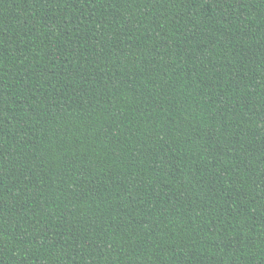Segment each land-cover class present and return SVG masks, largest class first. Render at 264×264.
I'll return each instance as SVG.
<instances>
[{
  "label": "trees",
  "instance_id": "trees-1",
  "mask_svg": "<svg viewBox=\"0 0 264 264\" xmlns=\"http://www.w3.org/2000/svg\"><path fill=\"white\" fill-rule=\"evenodd\" d=\"M0 264H264V0H0Z\"/></svg>",
  "mask_w": 264,
  "mask_h": 264
}]
</instances>
